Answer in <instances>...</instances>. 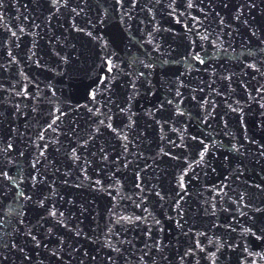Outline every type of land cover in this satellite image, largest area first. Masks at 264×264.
<instances>
[{"label": "water", "instance_id": "1", "mask_svg": "<svg viewBox=\"0 0 264 264\" xmlns=\"http://www.w3.org/2000/svg\"><path fill=\"white\" fill-rule=\"evenodd\" d=\"M0 264H264V0H0Z\"/></svg>", "mask_w": 264, "mask_h": 264}]
</instances>
